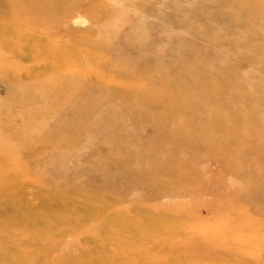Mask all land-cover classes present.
I'll return each mask as SVG.
<instances>
[{
    "label": "rangeland",
    "instance_id": "374dc122",
    "mask_svg": "<svg viewBox=\"0 0 264 264\" xmlns=\"http://www.w3.org/2000/svg\"><path fill=\"white\" fill-rule=\"evenodd\" d=\"M32 35L53 65L9 68ZM1 37L0 264H264L149 255L208 251L226 191L247 213L242 184L262 228L222 230L264 245V0H0Z\"/></svg>",
    "mask_w": 264,
    "mask_h": 264
},
{
    "label": "bare ground",
    "instance_id": "6f19581e",
    "mask_svg": "<svg viewBox=\"0 0 264 264\" xmlns=\"http://www.w3.org/2000/svg\"><path fill=\"white\" fill-rule=\"evenodd\" d=\"M14 7L16 9L15 5H14ZM12 9H13V6H10V10H12ZM21 9L24 10V12L27 13L28 15L32 16V18L36 17L34 19L33 24L36 27L40 26L41 28L46 23L44 15L49 16L48 14L50 13V12H48V13L45 12L46 14H44V11H40L41 8L37 9L38 11H33V12L29 11V9H27V8H21ZM79 20H81V19L79 18ZM51 33H52L53 36H56V35H54L55 34L54 32L51 31ZM48 34H49V32H48ZM49 37H50V34H49ZM31 39L33 40V42L36 41L38 43V46L37 47H31V51H30L31 53L30 54H24V57H22L20 59H13V60L9 61V66H8L9 68L16 67L18 65H24L25 64V60L27 59L28 55H30V58L31 57L35 58L34 60L42 59V60H45V62H44L45 64H52L53 65L54 60L56 59L55 55L52 54L51 52H49L45 48V46L43 45V43L41 42L40 38L37 35H32ZM0 40L2 42H4L5 44L8 43L7 46H12V45H14L17 42V41H13L11 43L5 37H1ZM87 48L88 49H85V47H84V49L87 50L88 53H90V54L93 53L92 56H94V49L92 47H90V46L87 47ZM10 51L14 52V53L18 52V51H13V50H10ZM65 58H66V61H62L61 63H59L60 64V68H59L60 70H62L63 66L67 64V61H68L67 59L68 58L67 57H65ZM94 59L95 58L93 57L92 60H94ZM7 60H8V58L5 59V62H7ZM61 60H63V58H61ZM5 62L1 63V61H0V67H1V65L3 66V64H5ZM52 68L49 67V66L45 67V69H47L48 73L51 71ZM79 71H80V69H79ZM58 72H59V70H58ZM91 72H92V70L87 68V69H85L84 74L80 73L79 76H84L85 78H93V77H95L97 75L96 71H95V75H93L94 72H92V73ZM35 74L37 76H39L37 74V72ZM91 75H93V76H91ZM12 81L14 83H17L15 80H12ZM71 84H72V81H69L68 84L65 85V86L67 88H69V86ZM85 86H86L85 84H81L80 88L84 89ZM93 86H95V85H93ZM62 89H64V87H62ZM37 97H38V95L36 94L35 95V99H37ZM242 115H243V113H241L240 116H242ZM256 163H258V162H256ZM228 187L231 190L230 186H228ZM233 192L234 191H232V190L231 191H226L225 194H224L225 195V198H224L225 201H223L222 204H221V202H220V204L216 202L215 206H213L212 222H211V226H210V228H212L213 232H212L211 239H209V241L208 240L206 241L207 245L209 246V247H207L208 251L206 249L205 250H200L199 249L197 251L196 250H190L191 249L190 246L189 245L187 246L185 244L186 241H182V240L180 242H178V243L177 242L173 243L174 246L171 245V248L166 249V250H164L163 245L161 243H158V244L157 243H150L149 240L148 241L143 240L142 244H144V242H149V244H150L149 246L152 248L150 250L154 251V252H152V254H149V255L152 258H154L153 255H157L158 254V255L161 256L160 258L164 257L165 259H171L172 260V259L177 257L179 259L186 260V258H182L177 252H179V253H181V255L185 256V255H188L186 250H189L190 254L192 252H195L197 254H199L201 252V254L203 256L194 257L195 261L196 260L198 261V260H202V259L206 260V258L208 256H211L212 258L213 257L216 258L217 255L220 252H225V253H227V255L230 258H233L234 261H236V260H239L238 258L241 257L242 253L245 254L246 258L249 257V256L251 257V256L255 255V252H256L255 249H257V250L259 249V253H261V254L263 253L264 254V245H257V244L253 245V244H250L249 241H247L248 239H245L246 237L244 238L243 236L239 235L235 231L230 232V233H224L223 232L224 230H222V228H244L246 225H248L249 227H245V228H262V227H260V225H257V224L252 225V224L244 223V222L248 221V219H246V217L248 215H250L251 212H253V211L261 212L263 210V206L261 207L260 204L254 205L253 208L251 207V205H252L251 204V198L253 197V194L247 192L245 184H242V185L238 186V188H236V194L235 193L234 194H235V196L240 198V202H237V203H241L243 201V203L246 204V206L244 207V211L247 212V213L243 212L242 213V218L232 217L230 215L234 210L236 211V209H234V207L237 206L236 204H233V202L230 203L232 201V199H233ZM237 192H239L240 194H237ZM60 206H62V204ZM170 208L171 207L164 206V207L160 208L159 210L162 211L165 214H168V213H170L169 212ZM190 213L191 212H189V210L186 208V209H184L182 211H181V209H179L178 212H175V215L184 216V215H188ZM227 214H229V215H227ZM163 219H164V217H163ZM256 222L260 223L258 221H256ZM262 223H264V219L262 220ZM165 224H167V223H165ZM263 226H264V224H263ZM185 238H188V237H185ZM251 246L256 247V248H253L254 250L252 251L253 252L252 255L248 254L250 249H251L249 247H251ZM142 247H143V245H142ZM181 248H184V249L182 250ZM211 248L213 250H211ZM131 249L136 251L133 248H131ZM156 249H157V251H156ZM138 250H140V249H138ZM205 252H209V253L205 254Z\"/></svg>",
    "mask_w": 264,
    "mask_h": 264
}]
</instances>
